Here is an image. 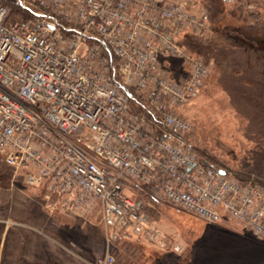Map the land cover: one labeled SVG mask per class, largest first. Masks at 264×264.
<instances>
[{"label":"built area","instance_id":"2783aa9c","mask_svg":"<svg viewBox=\"0 0 264 264\" xmlns=\"http://www.w3.org/2000/svg\"><path fill=\"white\" fill-rule=\"evenodd\" d=\"M0 0V158L41 189L44 209L81 214L99 204L108 252L166 237L132 187L208 224L225 215L264 241V185L201 158L176 110L209 64L181 45L208 35L194 0ZM174 58L185 69L164 67ZM131 194V195H130ZM181 244L174 251H182Z\"/></svg>","mask_w":264,"mask_h":264},{"label":"rangeland","instance_id":"374dc122","mask_svg":"<svg viewBox=\"0 0 264 264\" xmlns=\"http://www.w3.org/2000/svg\"><path fill=\"white\" fill-rule=\"evenodd\" d=\"M6 1L13 6V0ZM194 2L206 14L208 35L187 33L181 44L205 59L209 73L195 98L176 112L190 122L189 139L200 157L248 170L264 182V0ZM164 67L174 77L185 69L174 58L165 60ZM3 176L0 264H99L106 256L99 204L81 214L49 212L41 189L16 178L0 158ZM152 218L166 237V247L144 239L116 243L110 250L114 264H237L239 257L228 244L247 232L227 215L213 225L159 203ZM178 243L180 252L174 251ZM16 254L19 261L9 258Z\"/></svg>","mask_w":264,"mask_h":264},{"label":"trees","instance_id":"16d2710c","mask_svg":"<svg viewBox=\"0 0 264 264\" xmlns=\"http://www.w3.org/2000/svg\"><path fill=\"white\" fill-rule=\"evenodd\" d=\"M1 2H5L8 3V1L6 0H1ZM14 2V0H13ZM13 13L11 16V20H28L31 18L32 13L29 11H25L23 9H21L19 6H17L14 2L13 6ZM182 45V44H181ZM196 149V148H195ZM196 151L198 152V150L196 149ZM202 158V157H201ZM206 161H208L210 164L216 166L218 165V168L224 169L226 171H228L233 177H235L236 179L244 182V183H260L262 185H264V182H260L259 180H255L252 177V174L250 171L245 170V169H232L229 166H226L225 164H220V162L218 160H213V159H209V158H203ZM2 179L1 184H4L6 182L7 177H0ZM132 193L135 195L136 198H140L145 200L148 203V210L150 215L153 217L154 211L157 210V207L159 205V202H157L155 199H153L152 195H151V191L147 188H141V187H132ZM123 243V242H121ZM127 243V242H124Z\"/></svg>","mask_w":264,"mask_h":264},{"label":"crops","instance_id":"0c3cea01","mask_svg":"<svg viewBox=\"0 0 264 264\" xmlns=\"http://www.w3.org/2000/svg\"><path fill=\"white\" fill-rule=\"evenodd\" d=\"M241 226L245 229V227L238 223L236 227ZM240 228V227H239ZM247 233H242L243 236H239L236 238H233L231 243H229L228 247L232 250H235V254L239 257L237 259V264H264V241L260 240L259 238L253 236L249 231L245 229ZM239 234H241L239 232ZM247 234V235H245ZM137 243V242H143L142 239L134 238L127 243ZM18 244V243H17ZM19 254V253H18ZM16 254V256H12L9 258L15 259L16 261H19V255ZM3 257V243L0 244V261Z\"/></svg>","mask_w":264,"mask_h":264}]
</instances>
